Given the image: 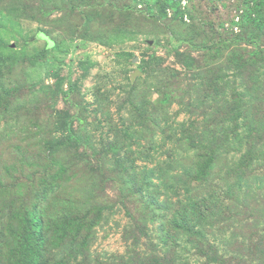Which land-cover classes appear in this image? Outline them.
<instances>
[{"label":"rangeland","instance_id":"1","mask_svg":"<svg viewBox=\"0 0 264 264\" xmlns=\"http://www.w3.org/2000/svg\"><path fill=\"white\" fill-rule=\"evenodd\" d=\"M172 1L0 0V264H132L140 222L144 252L172 251L148 215L169 207V220L168 195L148 209L134 189L168 152L199 166L188 137L214 135L195 189L237 191L238 145L220 147L246 129L224 112L235 100L254 128L241 153L258 154L238 211L208 221L210 243L220 264H264V0H180L183 15ZM179 242L178 262L216 264Z\"/></svg>","mask_w":264,"mask_h":264},{"label":"trees","instance_id":"2","mask_svg":"<svg viewBox=\"0 0 264 264\" xmlns=\"http://www.w3.org/2000/svg\"><path fill=\"white\" fill-rule=\"evenodd\" d=\"M179 4L180 0L172 1L173 6L179 7ZM166 9L167 7H165L164 11ZM176 13L180 15L184 14L183 10H181L180 7L177 9ZM52 46V43L49 44V47ZM242 107L243 104L241 105L240 102H236L235 100L231 103V106L229 108L225 109L224 112L226 114H230L229 120L231 121V123H236L239 121L238 119H240L241 122H243L241 128L244 127V129H246L243 130V132H237V127L232 128L233 132L224 134L222 145L220 146L222 148L226 147L228 149L231 145H238L237 147H234V149L241 155L236 162V166L229 172V176L233 179V183L231 186L232 188L235 187L237 191L234 189L233 193H230L231 189L228 188L226 190L227 194L224 195L225 191L215 192L212 191L211 188H209L207 191V195L205 194L202 196L201 193L198 192L199 189H195V186H197L196 184L199 183V180L205 182L208 179V176L212 175L213 167L216 165L214 156L209 157L211 153L215 152L211 147L214 140V135H210L208 137L209 139H207V141L205 142H203L201 138L198 142H196V138L192 136L188 137L191 141V147L199 148V151L201 153H206V155L202 157V161L198 162L199 166H185V168L183 166L185 164L179 166L178 160L174 159L175 156L173 157V154L168 152L167 154H165L168 159L165 160L164 163L158 162L156 164V167L153 168L154 170L149 173H147V169H144L143 176L145 177V180L141 185H139L138 188L136 187L134 189L133 193L148 209L153 208L154 205L158 202V194L160 192V188H163L165 195H168L167 200L169 202V205H171L170 207L172 208L170 219H167L168 215L165 216V213L169 207L166 210H163L162 207H160L159 210L163 212H159L158 215L155 213V209L154 211L150 210V212H148V215L153 217V221H157V218L162 220V225L158 233L160 235L162 231L164 233L161 235L163 236V238L161 236H158V240L164 246L170 245L169 247H172V251L167 250L168 252L164 253L163 256H159L157 250H155V253H153V250L150 253L144 252L140 248L139 242L141 240V237L145 239L147 238L149 240L150 237L147 224L145 222H140L139 226L137 227L139 236L135 238L133 244L135 249H133V256L131 260L132 264H188L187 261L178 262V260L175 258L177 257V254L176 251L174 252L173 250L181 246L182 243L179 242L181 240H183L185 243L191 244V246H196L195 249L198 248L199 245L204 243L207 247L208 252L203 253H205L208 258L209 253H211V261L216 264H220L222 257L218 256V250L215 249V246L213 245L216 241L214 240L213 243H210L213 237H210L212 234V226L208 227V221L216 215L227 214L228 207H233L238 211V202L237 200H235V197H238V192H241L243 190L249 191L251 189L252 185L249 179L253 174V170L249 167L257 159L255 158V156L258 154V152H256L255 154L253 153V146L252 148L248 147L244 153H241L242 142L245 141L246 144V140H250L253 137L252 131H254V128L248 118H246V115L241 113ZM255 108L256 107L254 106L251 110ZM234 113L235 116H232L234 115ZM181 135L183 137L181 139H177V141H182L183 138L187 137V131L182 129ZM204 137L207 138V135H205ZM232 138L235 139V141H233ZM69 141L70 139H67L66 142L68 143ZM52 147L54 148L55 145ZM174 165L177 167V169H174V171L178 172L177 175L179 174V177L174 173L172 174L174 175V178L176 177L175 182L169 185L170 183H166L165 179L163 180L162 178H159V180H161V184L154 185L153 179L155 175H168L167 171L169 169L173 171ZM150 192L156 194V198L154 199L152 197L151 201L146 195L150 194ZM229 195H231V197L233 198H230ZM225 199L229 200L228 204H226ZM170 201L173 203V207Z\"/></svg>","mask_w":264,"mask_h":264}]
</instances>
